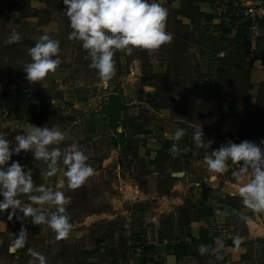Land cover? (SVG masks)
I'll return each instance as SVG.
<instances>
[{
	"label": "crops",
	"instance_id": "crops-1",
	"mask_svg": "<svg viewBox=\"0 0 264 264\" xmlns=\"http://www.w3.org/2000/svg\"><path fill=\"white\" fill-rule=\"evenodd\" d=\"M157 2L168 11L166 31L173 39L155 50L141 49L151 53V72L170 75L175 66L186 68L188 61L184 51L194 56L196 66H204L206 62L208 65L217 57L218 60L209 67H219L224 73H219V85L224 93L212 92L217 79L213 83L201 80L196 82L191 96L200 108L214 98L224 101L220 105H231V108L226 118L219 117V137L209 132L214 140L211 149L207 150L197 148L191 140L189 130L195 126L189 123L182 125L183 120H174L169 109H159L154 113L149 124L134 135L138 139V153L145 158L144 167L148 169L145 188L135 199L126 193L138 205L139 211L134 213L132 224L135 230L139 229V238L132 237L127 241L132 245L122 252L115 244L117 241L106 238L97 249L96 256L83 264H256L255 258L260 254L264 256V213L244 207L239 196L241 184L232 176L233 171L212 173L204 164V157L229 139L238 137L247 116L257 103L259 105V86L264 85V69L256 58L264 51V39L255 45L243 41V32L233 26L235 21L231 8L237 0ZM65 11L63 0H0V29L7 37L13 30L20 33L21 41L14 44L19 48L26 47L24 40H30L32 31L47 34L59 44L65 36L72 51L80 56V52L87 51L80 41L68 39L72 29ZM177 52L183 54L175 58L174 53ZM118 57L114 61L115 67L124 62L122 53ZM87 62L90 64V58ZM80 63L75 62V65ZM148 85L146 87L154 89L152 84ZM176 128L186 130L179 141L173 139ZM173 144L177 145L178 151L185 152H172ZM161 159L167 161L166 167L158 166ZM27 163L23 166L32 171L34 167ZM40 170L42 175L46 172L44 167ZM23 204L30 205L31 202ZM9 212L5 211V216L0 213V262L21 264L12 260L8 262L7 258L17 259L27 243L15 252H10L9 247L19 230L22 227L29 229L32 223L22 218L21 213L17 215L21 219L17 216L9 219ZM242 214L247 219H241ZM201 244L209 248L204 255L198 251ZM23 258L26 259V255ZM28 260L31 261L30 258Z\"/></svg>",
	"mask_w": 264,
	"mask_h": 264
},
{
	"label": "rangeland",
	"instance_id": "rangeland-1",
	"mask_svg": "<svg viewBox=\"0 0 264 264\" xmlns=\"http://www.w3.org/2000/svg\"><path fill=\"white\" fill-rule=\"evenodd\" d=\"M40 36L32 31L30 40H24L26 47L19 48L6 44L8 37L0 29V133H5L14 145L17 135L25 134L38 123L40 126L37 127L59 128L65 134V140L50 148L59 147L64 152L71 151L73 145L77 146L88 157L86 163L94 169V174L79 188L70 189L67 178L63 176L65 169L62 163L58 164L60 171L57 175L48 177L40 170L44 167L46 171V163L34 160L30 151L14 154L9 164L17 161L23 166L28 162L27 165L34 167L32 179L38 182H33L34 186L44 185L63 193L64 214L70 217L72 227L67 238L57 240L54 231L46 224L31 222L29 229H25L28 237L26 246L20 250L17 259L7 260L38 264L29 254L28 250L32 249L46 257V264H83L96 256L97 249L106 238L117 241L115 244L120 252L131 247L132 243L126 242L132 237L139 238V229L135 230L132 224L134 213L139 211L138 205L128 196L139 197V191L145 188L148 169L144 167L145 158L138 153V139L134 135L149 124L155 112L169 109L174 120H183L182 125H200L206 139L214 140L209 136L210 131L214 137H219L220 116L217 111L224 101L214 98L200 108L191 92L197 81L213 83L217 79L212 92L223 94L219 85L221 69L217 67L216 71L209 67L218 60L217 57L208 65L206 62L204 66H196L194 56L184 51L188 61L186 68L175 66L170 75L153 73L149 66L150 51L134 49L129 55L117 50L113 60L116 61L122 53L124 62L115 67V75L105 84L97 71L89 68L88 53L80 52L79 56L62 36L58 56L63 62L43 80L31 83L26 79L23 68L31 62L29 49L35 46ZM182 54L174 53L175 58ZM262 56L264 51L255 58L258 60ZM75 62L81 63L76 66ZM148 84H152L154 89L146 87ZM259 87V105L257 103L247 116L240 135L229 141L238 144L247 140L264 148L260 144L264 140V85ZM29 119L31 122H27ZM193 130H189L192 141ZM165 161L161 159L158 166L166 167ZM163 170H160L162 174ZM126 193L131 195L126 196ZM36 194H21L18 198L22 203L31 202L28 195ZM33 207H39L41 211L48 209L47 205ZM27 220L30 222L31 217ZM25 255L26 259L23 258ZM259 256L255 258L256 264H264V256Z\"/></svg>",
	"mask_w": 264,
	"mask_h": 264
},
{
	"label": "clouds",
	"instance_id": "clouds-1",
	"mask_svg": "<svg viewBox=\"0 0 264 264\" xmlns=\"http://www.w3.org/2000/svg\"><path fill=\"white\" fill-rule=\"evenodd\" d=\"M63 4L72 29L68 39L82 43V48L88 53L87 58L91 60L89 68L95 69L105 84L115 75L113 57L117 50L130 55L134 49L155 50L173 39L166 31L168 11L157 0H63ZM21 39L20 33L13 30L5 43L15 44ZM59 51L58 40L47 34L41 35L35 46L29 49L31 62L23 68L26 79L36 83L55 72L61 64ZM24 133L15 137L14 145L5 133H0V197L3 198L0 199V213L10 210L11 219L19 212L24 219L31 217L35 225L46 224L54 231L57 240L65 239L72 225L70 217L64 214L63 193L44 185L34 186L31 169H26L17 161L9 164V161L14 154L30 151L34 160L46 163L47 170L43 175L48 177L56 176L60 171L58 164L62 163L65 169L63 176L67 178L70 189L83 185L94 174V169L86 163L88 157L75 145L71 151L64 152L59 147L50 148L65 140V134L59 128L32 126ZM185 134V129L176 128L173 139L179 141ZM192 137L197 148L211 149L213 142L205 138L200 125L194 127ZM260 144L264 145V140ZM171 151H178L176 144ZM229 161L240 164L232 176L241 184L239 196L244 207L264 213V148L247 140L239 144L229 141L204 157V164L212 173H224ZM212 178L215 179V176ZM29 193L37 194L29 195L31 204L24 205L18 197ZM32 204L47 205L48 209L41 211ZM53 208L55 211H49ZM241 219L247 217L242 214ZM27 239V232L22 227L9 251L15 252L23 247ZM28 251L38 264H46V257L32 249ZM198 251L204 255L209 248L201 244ZM216 258L221 259L220 256Z\"/></svg>",
	"mask_w": 264,
	"mask_h": 264
},
{
	"label": "built area",
	"instance_id": "built-area-1",
	"mask_svg": "<svg viewBox=\"0 0 264 264\" xmlns=\"http://www.w3.org/2000/svg\"><path fill=\"white\" fill-rule=\"evenodd\" d=\"M231 12L235 21L233 26L237 28V31L243 32V41L255 45L264 39V0H237ZM230 22L232 23V20ZM230 108L231 105H223L219 112L220 116L226 118ZM239 167V164L228 163L227 171H235Z\"/></svg>",
	"mask_w": 264,
	"mask_h": 264
},
{
	"label": "trees",
	"instance_id": "trees-1",
	"mask_svg": "<svg viewBox=\"0 0 264 264\" xmlns=\"http://www.w3.org/2000/svg\"><path fill=\"white\" fill-rule=\"evenodd\" d=\"M259 61L261 62V66L264 69V56L260 57ZM220 106L222 107L223 105H220ZM221 107H220V109H221ZM247 107H249V105ZM220 109H219V106H218V115H219ZM27 122H31V120L29 119V120H27ZM37 126H40L39 123L37 124ZM164 148L166 149V145L164 146Z\"/></svg>",
	"mask_w": 264,
	"mask_h": 264
}]
</instances>
